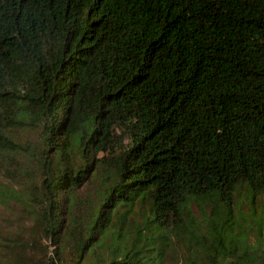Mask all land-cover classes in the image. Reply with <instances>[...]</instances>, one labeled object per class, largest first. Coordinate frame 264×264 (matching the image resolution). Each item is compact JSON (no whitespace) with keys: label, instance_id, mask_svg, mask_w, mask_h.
<instances>
[{"label":"trees","instance_id":"16d2710c","mask_svg":"<svg viewBox=\"0 0 264 264\" xmlns=\"http://www.w3.org/2000/svg\"><path fill=\"white\" fill-rule=\"evenodd\" d=\"M0 264H264V0H0Z\"/></svg>","mask_w":264,"mask_h":264},{"label":"rangeland","instance_id":"374dc122","mask_svg":"<svg viewBox=\"0 0 264 264\" xmlns=\"http://www.w3.org/2000/svg\"><path fill=\"white\" fill-rule=\"evenodd\" d=\"M2 209H3V207L0 204V216L4 212ZM179 261H180V259H177V258L176 259H173L171 264H181Z\"/></svg>","mask_w":264,"mask_h":264}]
</instances>
